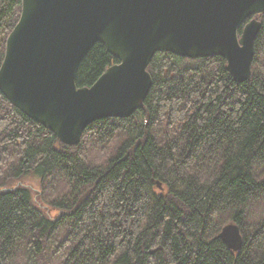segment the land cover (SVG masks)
I'll list each match as a JSON object with an SVG mask.
<instances>
[{
	"label": "trees",
	"instance_id": "obj_1",
	"mask_svg": "<svg viewBox=\"0 0 264 264\" xmlns=\"http://www.w3.org/2000/svg\"><path fill=\"white\" fill-rule=\"evenodd\" d=\"M19 12L20 0H0V62ZM254 17L247 80L220 56L157 52L142 105L90 123L75 145L0 92L2 264H264V217L248 211L264 199V11ZM115 62L94 44L76 85ZM228 222L242 235L236 252L218 237Z\"/></svg>",
	"mask_w": 264,
	"mask_h": 264
},
{
	"label": "water",
	"instance_id": "obj_2",
	"mask_svg": "<svg viewBox=\"0 0 264 264\" xmlns=\"http://www.w3.org/2000/svg\"><path fill=\"white\" fill-rule=\"evenodd\" d=\"M263 11L264 0H20L4 42L0 92L61 143L75 145L90 123L128 117L142 105L157 52L220 56L235 82L247 80L261 27L254 15ZM96 43L117 62L77 86L79 64ZM218 237L233 252L242 245L234 222Z\"/></svg>",
	"mask_w": 264,
	"mask_h": 264
},
{
	"label": "rangeland",
	"instance_id": "obj_3",
	"mask_svg": "<svg viewBox=\"0 0 264 264\" xmlns=\"http://www.w3.org/2000/svg\"><path fill=\"white\" fill-rule=\"evenodd\" d=\"M110 148V149H109ZM107 150L106 153H103V154H95V158L96 159H99L102 157L104 158L106 154H108V152H110V150L112 149V147L110 146ZM25 183L27 185H30L32 187V189H38V180L32 176H27L25 177ZM248 211L251 213L250 216L252 217L254 214L257 216L256 219H259V218H262L264 217V199L262 201H259V202H255L253 205H252V208L250 210V207L248 208ZM253 214V215H252ZM21 263L23 264L24 262L21 261ZM18 264V263H17Z\"/></svg>",
	"mask_w": 264,
	"mask_h": 264
},
{
	"label": "bare ground",
	"instance_id": "obj_4",
	"mask_svg": "<svg viewBox=\"0 0 264 264\" xmlns=\"http://www.w3.org/2000/svg\"><path fill=\"white\" fill-rule=\"evenodd\" d=\"M201 58H203V57H201ZM189 59H196V58H189ZM146 70H147V68H146ZM149 73V72H148ZM151 77V76H150ZM152 80V79H151Z\"/></svg>",
	"mask_w": 264,
	"mask_h": 264
}]
</instances>
